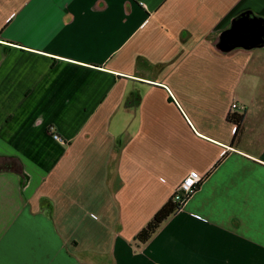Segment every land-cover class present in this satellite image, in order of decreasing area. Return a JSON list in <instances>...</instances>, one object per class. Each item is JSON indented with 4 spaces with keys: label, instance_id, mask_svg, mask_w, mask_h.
Returning <instances> with one entry per match:
<instances>
[{
    "label": "crops",
    "instance_id": "0c3cea01",
    "mask_svg": "<svg viewBox=\"0 0 264 264\" xmlns=\"http://www.w3.org/2000/svg\"><path fill=\"white\" fill-rule=\"evenodd\" d=\"M244 12L264 0H0V264H264V48H218Z\"/></svg>",
    "mask_w": 264,
    "mask_h": 264
},
{
    "label": "trees",
    "instance_id": "16d2710c",
    "mask_svg": "<svg viewBox=\"0 0 264 264\" xmlns=\"http://www.w3.org/2000/svg\"><path fill=\"white\" fill-rule=\"evenodd\" d=\"M239 32L244 33V35L238 36ZM218 48L224 53H229L237 48L248 50L264 48V18L256 16L252 12H244L238 15L232 20L230 27L220 34ZM244 112L242 114H233L229 117L230 121L237 125V130H240L243 125ZM198 189L199 186L195 192ZM182 207L180 204L175 203L172 198L140 231L136 240L144 244L150 241L162 224L174 213L180 211Z\"/></svg>",
    "mask_w": 264,
    "mask_h": 264
},
{
    "label": "built area",
    "instance_id": "2783aa9c",
    "mask_svg": "<svg viewBox=\"0 0 264 264\" xmlns=\"http://www.w3.org/2000/svg\"><path fill=\"white\" fill-rule=\"evenodd\" d=\"M236 109H238V106L235 104L232 105V110H236ZM241 110L242 112H244L245 108L243 107L241 108ZM53 130L54 129L52 128L51 133H53ZM52 136L56 141H60V142L63 141L62 138L57 134L53 133ZM202 181H203V176L198 171L195 170L191 171L178 186L173 196L174 202L184 207Z\"/></svg>",
    "mask_w": 264,
    "mask_h": 264
},
{
    "label": "water",
    "instance_id": "95a60500",
    "mask_svg": "<svg viewBox=\"0 0 264 264\" xmlns=\"http://www.w3.org/2000/svg\"><path fill=\"white\" fill-rule=\"evenodd\" d=\"M255 29H257V27H255ZM260 34V33H259ZM238 35H239V33H238ZM261 35V34H260Z\"/></svg>",
    "mask_w": 264,
    "mask_h": 264
}]
</instances>
